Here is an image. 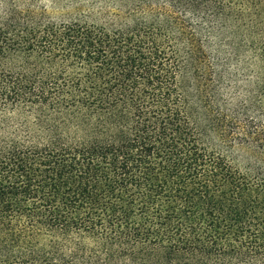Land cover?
Returning <instances> with one entry per match:
<instances>
[{"label": "trees", "instance_id": "1", "mask_svg": "<svg viewBox=\"0 0 264 264\" xmlns=\"http://www.w3.org/2000/svg\"><path fill=\"white\" fill-rule=\"evenodd\" d=\"M0 264H264V0H0Z\"/></svg>", "mask_w": 264, "mask_h": 264}, {"label": "rangeland", "instance_id": "2", "mask_svg": "<svg viewBox=\"0 0 264 264\" xmlns=\"http://www.w3.org/2000/svg\"><path fill=\"white\" fill-rule=\"evenodd\" d=\"M233 155H235L236 156V154L233 152Z\"/></svg>", "mask_w": 264, "mask_h": 264}]
</instances>
